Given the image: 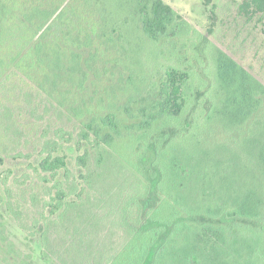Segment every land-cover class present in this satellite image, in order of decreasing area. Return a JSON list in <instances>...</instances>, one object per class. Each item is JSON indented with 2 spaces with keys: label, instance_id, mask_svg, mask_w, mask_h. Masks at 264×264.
Here are the masks:
<instances>
[{
  "label": "trees",
  "instance_id": "obj_1",
  "mask_svg": "<svg viewBox=\"0 0 264 264\" xmlns=\"http://www.w3.org/2000/svg\"><path fill=\"white\" fill-rule=\"evenodd\" d=\"M207 51L163 0H0V163L30 158L21 135L50 109L31 171L69 179L110 155L128 174L126 238L98 264H264V85ZM214 124L224 137L208 144ZM242 129L246 160L232 148Z\"/></svg>",
  "mask_w": 264,
  "mask_h": 264
},
{
  "label": "rangeland",
  "instance_id": "obj_2",
  "mask_svg": "<svg viewBox=\"0 0 264 264\" xmlns=\"http://www.w3.org/2000/svg\"><path fill=\"white\" fill-rule=\"evenodd\" d=\"M163 1L206 39L211 65L218 53H223L264 85V13L253 8L247 12L242 10L246 0ZM188 33L187 38H190ZM180 45L178 43L177 47ZM161 62L163 66L168 64ZM41 115L43 119L35 123L31 135L25 132L21 135L22 144L27 146L23 152L30 158L9 156L0 163V257L25 264H98L99 259L118 250L126 238L118 220L117 205L118 197L127 190L125 179L128 174L115 165L110 155L98 167L93 157L88 172L75 167L69 179L62 173L51 178L31 171L28 166L36 167L35 163L42 158L33 148L38 145V140L50 134L47 121L55 120L50 109H39L37 116ZM209 127L213 133L207 143H219L224 137L222 126ZM241 131L240 138L243 139L246 130ZM234 135L238 136H231ZM231 136L225 138L230 141ZM23 140L30 142L25 144ZM3 145L14 148L7 141ZM232 148L245 160L252 152L245 139L237 141ZM68 155L74 154L69 152ZM152 157L150 153L149 160ZM7 169L12 173L6 180L4 172ZM44 177L47 182L40 179ZM57 185L65 197L62 203L54 202L49 207L50 196H55ZM151 202L150 198L146 205ZM65 207H68L66 212ZM45 236L48 248L41 243Z\"/></svg>",
  "mask_w": 264,
  "mask_h": 264
}]
</instances>
